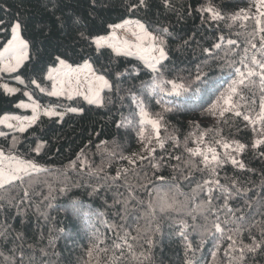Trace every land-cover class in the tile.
Listing matches in <instances>:
<instances>
[{
	"label": "snow or ice",
	"instance_id": "obj_1",
	"mask_svg": "<svg viewBox=\"0 0 264 264\" xmlns=\"http://www.w3.org/2000/svg\"><path fill=\"white\" fill-rule=\"evenodd\" d=\"M152 4L153 0H120L119 7L125 14L135 15L150 9ZM42 7L48 19L38 23L36 29L45 39L54 34L58 36L56 46L64 50L55 54L47 66L40 69V78L32 79L30 83L48 97H64L69 101L74 97H82L88 105L95 106L97 109L107 108L110 112L113 109L119 112L127 107L129 115H121L119 120L113 116V123L118 130L121 128L138 129L136 135L141 144L139 152L125 156L122 151H118L120 146L113 141L112 150L107 152L101 165L98 166L88 162L85 149L82 148L76 160L71 161L70 167L79 171L82 176L96 178L98 186L93 188L96 194L104 190V185L118 184L128 173L135 175L144 173L143 178L147 183L127 185V194L120 193L122 199L116 200L117 204L123 205L125 215L121 216V219L138 223L141 217L135 216V212L141 208L143 209L141 216L148 221L149 225L157 219V211L160 213L183 212L191 216L194 222L202 217L204 223H194L193 230H201V245L204 239L208 238H211L216 250L227 244L224 248L223 264H264V183L260 185V192L254 193L250 187L246 186L248 181H241L233 176L225 177L222 183L218 176L219 169L228 162L242 173L255 172V169L249 168L242 159L238 158L248 151L256 152L260 158H264V0H250L246 8H232L223 2L217 4L214 0H207L194 10L199 13L202 24L208 21L225 22V26L231 28L232 24L238 21L253 22V29L246 36L247 46L243 49V55L239 59L242 67H235V60H226L227 67L232 69V76L223 90H220L217 82L209 80L208 74L202 69L198 70L194 77L190 75L189 78H184L177 75L172 79L166 78L176 71L175 67L170 68L166 63L170 60L169 40L172 38L170 25L161 24L153 31L140 19L121 18L120 23L104 20L103 14L114 8V0H43ZM159 7L164 10H175L173 0H160ZM186 11L191 15L193 9L189 6ZM97 21H100L99 30L107 33L106 35H100L99 31L94 30ZM3 23L4 21L0 20V25ZM24 27L23 21L17 16L9 25V32L0 29V32H4V39L0 41L2 43L0 72L16 73L18 69L25 66V62L33 60L35 41L23 35ZM118 31H124L127 34L126 37H119ZM220 31L223 33L224 29ZM193 38L178 37L182 41L177 45L178 50L189 46ZM216 40L218 42L212 43L210 47L202 48L204 55L214 56L212 49L220 50L222 44L219 41H224L225 36L222 34ZM227 44L232 46L236 44V41L228 39ZM105 50H110L115 57L135 56L142 62L143 69L136 65L125 67L121 71L120 65L116 64L114 67L101 65L97 70L92 62L91 54L103 56ZM109 59L111 60V57ZM205 66H207V61H205ZM145 69L150 75V80H141L137 85L135 81L140 80L141 75L145 74ZM253 78H259L260 83L261 96L258 111H256V100L243 94V89L250 87ZM15 79L17 83L25 84L19 76ZM177 80H185V83H177ZM43 82H49L50 89L42 86ZM168 85L171 86L170 89L167 88ZM0 88L6 95H13L18 91L8 87L7 84L0 85ZM105 90H107L106 95L102 94ZM197 92L201 94V97L208 93L219 92L205 111L214 116L218 115L219 120L224 124L228 123L226 113L242 117L247 122L245 127L251 126L252 128L253 139L250 142H241L239 139L221 137L214 141L215 146H213V144L205 143L204 132H200L199 135L190 133L184 140V151L189 154L187 160L183 154L176 155L174 151H167L166 141H170L175 149H178L180 142L175 134L167 133L166 128V135L161 137L160 129L166 124L165 113L180 111L181 107L185 111L192 108L197 103L195 99ZM155 93L184 95L185 100L180 106L171 105L169 102V107L150 116L146 100H149ZM188 93L191 95H187ZM24 95L28 97L30 103L21 102L16 106L31 108V116L4 115L0 117V124L21 134L36 125L41 115V105L33 99L32 94L25 91ZM157 103L161 101L157 100ZM133 109L137 111L134 113ZM83 111L82 107H67L64 112L57 111L54 107H46L42 115L50 119L57 117L63 120L66 113L79 114ZM136 115L139 117L138 124L135 119ZM9 120H14L17 124L8 123ZM145 125H151V134L146 135ZM7 135L0 131V137L7 138ZM189 139L197 145L195 148L188 147ZM19 142L18 137L13 136L7 152L0 147V211L5 210L4 204L7 203L9 208L17 209L18 215L22 214L25 204H31L32 193L25 188L22 195L10 196L11 190L17 186V182L20 186H23L26 180L31 182L34 173L47 171V169L40 168L34 160L26 158L27 154L22 156L17 152L16 146ZM106 145L107 142L101 141L97 149L103 152L101 146L106 147ZM44 146L45 141L40 137L35 141V147L29 148V152L39 155ZM216 146L224 149L223 155L218 153ZM157 148L165 150L167 156L157 153ZM116 155H119L121 161L126 160L127 166L118 169L115 176L109 177L105 170L107 167L105 161L110 163L111 158ZM193 157L201 158L199 163L204 165L202 169L195 166ZM173 160L176 163H173ZM168 168L172 171L166 174ZM193 168L195 171H207L210 178L203 179L202 183H196V187L191 189V194L180 193L178 180L182 177L186 183L192 184L194 182ZM148 171L152 172L154 179L148 176ZM185 171L188 175H185ZM260 174L264 179V169H261ZM156 181L160 183L157 184ZM63 183L65 187L60 188V192L67 191L66 174ZM72 186L79 187L80 185L73 183ZM121 186L124 187V185ZM30 187L31 183H29ZM137 189L148 194L147 201L137 200L135 195ZM178 195H183L184 200H179ZM201 195L203 197L201 202L195 203ZM52 199L54 197L50 191L49 195L44 197L49 208L52 207ZM130 201H134L136 205L132 211L128 207ZM65 212L79 216L82 212V205L72 202L65 208ZM257 215L261 217L259 224L254 219ZM174 223L179 225L178 234L187 242L188 236L185 229L189 228V224L184 219H177ZM117 227L121 230L124 228L123 225ZM148 230L153 233L160 232L161 226L157 224L154 229L149 228ZM134 231L135 236L131 231H124L122 236H118L119 242L112 244L111 264H126L129 257L138 259L135 252V244L138 241L143 240L149 249L154 246L155 240L152 236H142L140 227H136ZM0 243L13 246L10 249L12 264H37L34 246L26 243L23 233L12 231V226L8 225L0 230ZM102 243V240L97 239L94 242V248ZM48 247L55 248L51 236L48 240ZM198 248L199 246L193 248L190 242L186 243L187 252L194 254ZM101 250L108 251L107 248ZM91 251L90 249V254ZM39 252L43 256L55 255L54 252L50 254L44 247H41ZM211 256L215 259L217 251H212ZM48 264H53L51 259L48 260ZM185 264H193V261L186 260ZM195 264H199V261Z\"/></svg>",
	"mask_w": 264,
	"mask_h": 264
},
{
	"label": "trees",
	"instance_id": "obj_2",
	"mask_svg": "<svg viewBox=\"0 0 264 264\" xmlns=\"http://www.w3.org/2000/svg\"><path fill=\"white\" fill-rule=\"evenodd\" d=\"M207 0H195V9L199 8L201 4L206 3ZM215 3H226L229 7L240 8L247 7L250 0H214ZM43 0H0V20L4 23L0 25V29L4 32H9V25L14 19L19 16L24 24L23 35L32 41H35V48L33 49V60L25 62L16 73L0 72V81L9 83H16L18 91L13 95H6L3 89L0 88V117L4 114H18L19 116H26L30 113L29 110L19 108L16 105L25 100V91L32 94L33 99L40 104L46 106H53L65 111L67 107H82L83 113H66L63 120L57 117L48 118L42 114L36 125H33L26 133L14 132L6 126L0 125V130L7 133V138L0 137V147H3L7 152L8 146L12 142V137L17 136L19 143L16 146L17 152L20 155L27 154L26 158L34 160L47 171L34 173L31 182L25 181L23 186L14 187L10 196L22 195L25 188L32 193L31 204H25L22 214H17V209L9 208L7 203L4 204V211H0V230L6 226H12V231L21 232L27 244L33 245L36 250L37 264H48L51 259L53 264H111L112 244L119 242L118 236H122L124 231H131L135 236L136 227L141 228L142 236H152L155 240L154 246L149 249V246L143 243V240L135 244V252L138 259L128 258L126 264H185L186 260L199 261V264H223L224 244L219 250L214 249L211 238L204 239L201 245L202 235L201 230H193L192 225L203 224V218L193 221L191 216L185 215L183 212L177 213L169 211L167 213H160L157 211V219L151 225L141 216L143 209L135 212V216L141 217L138 223L132 220H123L121 216L125 215L122 204H117L116 200L122 199L120 193H126V186L137 183H147L144 180V173L135 175L128 173L116 185H104V190L98 194L93 192V188L97 187L96 178L82 176L77 170L70 167L71 161L76 160L77 154L82 148L85 149L86 159L89 163L94 165H101L102 159L106 156L108 151L113 148V141H115L122 151L123 155L129 156L134 152L141 150L139 138L136 135L138 129H117L113 123V116L116 120L121 118V115L128 116L129 109L124 107L121 111L113 109L111 112L105 109H97L95 106L88 105L82 97H74L69 101L64 97H48L35 89L34 85L30 83L32 79L40 78V69L45 68L50 59L58 52L63 51V48L56 46V41L59 39L55 34L48 39H45L36 29V25L48 19L47 14L42 7ZM120 0H114V8L103 14L104 20L109 22L120 23L123 19H140L141 22L150 26V30L155 31L161 24L171 26L172 38L169 40L170 60L167 61L168 67H175L176 71L171 76L166 78L172 79L179 75L180 77L189 78L194 77L198 70L202 69L204 73L208 74L211 81H215L220 85V90L227 87V83L232 76V69L227 67L226 60H235V67H242L239 64L240 56L243 55V49L247 46V33L253 29L252 21H238L232 24L231 28L225 26V22H201L200 15L188 21L178 18L173 15H165L157 20L144 17L143 13L135 15L125 14L119 7ZM158 0H155V7L153 8L160 13L163 11L159 6ZM83 7V5H81ZM152 10V9H151ZM149 11V10H148ZM254 11V9H253ZM152 14V13H151ZM246 25L242 27L241 25ZM100 21H97V26L94 30L99 31L100 35L107 33L99 30ZM224 29L221 33L220 29ZM4 32H0V41L4 39ZM225 36L224 41H219L222 44L220 50L212 49L214 56H206L202 53V48L210 47L212 43L218 42L216 38L220 35ZM178 37L191 40L189 46L178 50L177 45L182 43ZM232 39L236 41L235 45L229 46L227 40ZM2 47V43H0ZM234 50V51H233ZM79 51V49H77ZM227 54V55H226ZM92 62L94 67L99 70L101 65L115 66L120 65V70L123 71L125 67H133L139 65L143 69V64L135 56L130 57H115L110 50H105L103 56H96L92 53ZM111 57V60L109 59ZM207 61V66H205ZM71 63V60L69 61ZM75 66V65H74ZM199 66V68H198ZM140 80L135 81L139 85L140 81L150 80V75L147 70H144ZM19 76L25 81V84L17 83L15 77ZM177 83H185V80H177ZM42 86L50 89L49 82H43ZM127 86V85H125ZM170 85L167 88L170 89ZM107 94V90L104 93ZM243 94L250 99L256 100V111L259 110L260 100V83L259 78H253V82L249 88L243 89ZM254 94V95H253ZM187 95H191L188 93ZM219 92L208 93L201 97L199 92L196 93L197 103L187 111L182 107L180 111H173L165 113V127L160 129L161 137L167 133L176 135L180 142L178 149H175L170 141L165 142L167 151H174L176 155L183 154L187 160L189 154L184 151V140L190 133L199 135L204 132L205 143L213 144L216 139L225 137L228 139H239L241 142H250L254 133L251 126L245 127L246 123L242 117H235L231 113H226L228 123H222L218 115L214 116L205 111L208 109L216 99ZM160 100L161 103H157ZM185 96L164 95L155 93L146 100L147 110L150 116H154L157 112H162L164 108L171 105L180 106ZM170 102V103H169ZM243 110V109H242ZM137 110L133 109L135 113ZM138 124L139 117L135 116ZM198 126V127H196ZM146 135L152 133L151 125H145ZM175 130V131H174ZM219 132V135H217ZM42 137L45 141L44 148L41 149L40 154L29 152V148L35 147V141ZM259 138V137H257ZM101 141L107 142L106 147L101 146L103 152L97 149V145ZM87 146V147H86ZM197 145L193 144L191 139L188 141V147L195 148ZM218 153L223 155L224 149L216 146ZM156 152L167 156V152L163 149H156ZM255 172H240L234 169L230 162L225 163L218 171V176L221 182H224L225 177H238L241 181H248L247 187L252 189V192L259 193L260 185L264 183L261 177V169H264V158H260L258 153L248 151L238 157ZM201 158L193 157L192 160L195 166L203 168L204 165L199 163ZM176 163L175 160L172 161ZM107 164L106 172L109 177L115 176L118 169L127 166V161H121L119 155L113 156L111 162L105 161ZM171 168L166 170V174L171 173ZM67 175L68 187L67 191L60 192L59 189L65 187L63 181ZM148 176L153 178L151 171H148ZM103 175V174H102ZM185 175L188 172L185 171ZM194 182L192 184L186 183L181 177L178 180L179 191L186 195L191 194V189L196 187V183H202L203 179H209L207 171H195L193 168ZM254 181V183H251ZM29 183L31 187L29 188ZM77 183L80 186H72ZM159 184V181H156ZM121 185H124L122 187ZM51 195L54 199L51 200L52 207H47V202L44 197ZM137 200L144 199L147 201L148 194L140 189H137ZM179 200H184L183 195H178ZM202 195L199 196L195 203H200ZM255 198V197H254ZM72 202H77L82 205V212L79 216H73L65 212V208ZM222 203V201H221ZM192 205H190L191 207ZM129 210L136 208L135 202H129ZM43 213V215H42ZM85 213H87L85 215ZM119 213V214H118ZM47 217V218H46ZM150 219V218H149ZM177 219H184L189 228L185 229L188 241L186 242L179 233V225L174 221ZM259 224L261 217L257 215L255 218ZM157 224H160L161 231L153 233L148 229H154ZM118 225H123L121 230ZM130 225V227H129ZM63 229V231H60ZM53 238L55 248L48 247L49 238ZM97 239L102 240L103 243L97 248H94V242ZM191 243L193 248H197L193 254L186 251V243ZM44 247L51 254L55 255L43 256L39 249ZM13 246L8 243H0V264H12V249ZM107 248L108 251L101 249ZM90 249L91 254H90ZM212 251H217V257L214 259L211 256ZM118 254V253H117Z\"/></svg>",
	"mask_w": 264,
	"mask_h": 264
},
{
	"label": "rangeland",
	"instance_id": "obj_3",
	"mask_svg": "<svg viewBox=\"0 0 264 264\" xmlns=\"http://www.w3.org/2000/svg\"><path fill=\"white\" fill-rule=\"evenodd\" d=\"M158 2L160 4V0H158ZM173 3H174V6H175V10L174 11L173 10H164V9H162L163 11H160V13L158 14V12L153 9L155 7V0H153L152 7L150 9H148L149 11L148 10L141 11V13H143L144 17L151 18L153 20H157V19H159V18H161V17H163L165 15H173V16H176L178 18H181V19L190 21V20L194 19L197 16V12L194 11L195 10V0H173ZM189 6H191V9H193L191 15H189L188 12L186 11V9H188ZM132 20H136V19H132ZM117 35L119 37H121V38H125L127 34L124 31H118L117 32ZM128 38H130V37H128ZM3 84H7L8 87L15 88V89L18 90V85L16 83H9V82H6V81H0V85H3ZM35 101L38 104H40L37 100H35ZM21 102H23V103H30V101L28 100V97L25 100L20 101L19 103H21ZM40 105H41V109H40L41 114H42L44 108H46V107H53V106H46V105H42V104H40ZM54 108H56L57 111L64 112L60 108H57V107H54ZM23 109L30 111V113L27 114L26 116H31L32 115L31 108H23ZM4 115L19 116L18 114H4ZM4 115H2L1 117H3ZM8 123H11L13 125H16L17 124V122L14 121V120H9ZM0 125L5 126L4 124H0ZM35 163H37V162H35ZM37 165L40 168H43L44 167L43 165H41L39 163H37Z\"/></svg>",
	"mask_w": 264,
	"mask_h": 264
}]
</instances>
